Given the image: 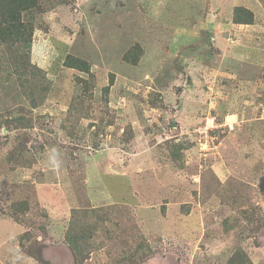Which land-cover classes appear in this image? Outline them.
<instances>
[{"label":"rangeland","instance_id":"obj_1","mask_svg":"<svg viewBox=\"0 0 264 264\" xmlns=\"http://www.w3.org/2000/svg\"><path fill=\"white\" fill-rule=\"evenodd\" d=\"M27 18L30 72L0 51V264H264V0H40ZM209 74L221 92L177 114ZM74 215L96 231L83 255Z\"/></svg>","mask_w":264,"mask_h":264},{"label":"trees","instance_id":"obj_2","mask_svg":"<svg viewBox=\"0 0 264 264\" xmlns=\"http://www.w3.org/2000/svg\"><path fill=\"white\" fill-rule=\"evenodd\" d=\"M40 0H0V51L3 47L9 46L12 50L11 59L16 67L15 71L20 77L26 76L30 72V52L34 42V22L27 18L39 8ZM234 17L232 23L236 25H253L255 21L254 13L248 8L238 6L234 8ZM208 44V43H207ZM135 49V48H134ZM129 52L134 53L133 50ZM138 57L134 60L136 63ZM64 65L69 69H75L80 72L90 73L88 62L74 55H68ZM24 76V77H25ZM26 80V78H25ZM18 124H23L22 114L18 118ZM185 149L184 145H176L169 147L170 160L175 163L181 162L182 153ZM23 156V154H21ZM26 155V154H24ZM11 162L16 160V153L9 156ZM12 210L17 213H26L29 210V203L21 201L12 203ZM81 218L70 220L69 229L66 233V241L73 248L77 255H83L86 248L96 235V231L90 227L88 221L79 222ZM227 224V222H225ZM104 226V225H103ZM28 237V236H27ZM31 238H28L30 240ZM231 264H244L241 258L240 262L233 260Z\"/></svg>","mask_w":264,"mask_h":264},{"label":"crops","instance_id":"obj_3","mask_svg":"<svg viewBox=\"0 0 264 264\" xmlns=\"http://www.w3.org/2000/svg\"><path fill=\"white\" fill-rule=\"evenodd\" d=\"M239 26H244V25H239ZM246 26H250V25H246ZM192 39L193 40H195V41H199V38L197 39V38H195V37H192ZM236 43V42H235ZM207 45L208 44H206V47H207ZM239 49L240 48H235V46H234V48L232 49L231 48V56H230V62H232V59H236L235 57H236V55L237 56H239V53L241 52V51H239ZM196 52V50L195 51H193V53L196 55H194V54H189L188 55V57L186 58V61H185V63H189V66H190V63L192 62V60L195 58V59H197L198 57H197V55H198V53H195ZM206 53L207 52H204L202 49H200L199 50V56L202 58V57H206ZM219 52H217L216 51V53H213V54H209L210 55V59L211 60H213V61H218V58H219ZM243 55V54H242ZM239 58L240 59H242V58H244L243 56L242 57H240L239 56ZM202 60H204V58H202ZM239 59L237 58V60L236 61H234L233 63H230V68H233L234 66H235V69H237L238 68V64H237V61H238ZM228 66H229V64H228ZM190 68V74H191V66L189 67ZM202 69H204L205 70V68H202ZM238 71V70H237ZM217 73V72H216ZM228 75V73L227 72H224L223 73V76H225V77H228L227 76ZM213 76H214V74H209V75H207V76H205V79H206V81H208V83H209V86H208V88L210 89V90H214L215 92H211V91H209V90H207L206 92H205V94H202V90H201V88H199L200 86H197L198 84H197V82H199V79L197 78V77H192V85L189 87V89L188 88H186L185 89V91L183 92V94H182V97L184 98V102H185V108L184 109H182V110H178L177 111V114H182L183 112L186 114V113H190V109H192L193 108V106H194V102H193V97L195 98V97H197L196 95H198V97H199V101L201 102V103H198V105L199 106H201V107H203V105L205 104H207V105H209L208 103H206V101H204V96L206 95V94H212V93H220L221 92V90H220V87L222 86V83L224 82V80H220V78L219 79H215V81H213L212 80V78H213ZM219 76H217L216 78H218ZM201 79V78H200ZM210 80H212V81H210ZM234 82V81H233ZM236 85H238V84H236ZM234 86V85H233ZM231 91L233 92L234 91V89H233V87H232V89H231ZM239 90L237 89V92H238ZM237 92H235L233 95H238L237 94ZM197 103V102H196ZM216 103H220V101L218 100V98H215V99H212V101H211V104H214V105H217ZM196 107H197V105H195ZM228 116H233V114H227V117ZM215 121H216V118H215Z\"/></svg>","mask_w":264,"mask_h":264}]
</instances>
